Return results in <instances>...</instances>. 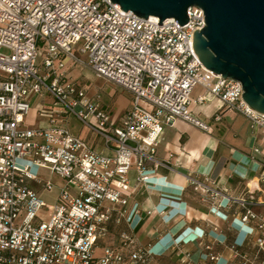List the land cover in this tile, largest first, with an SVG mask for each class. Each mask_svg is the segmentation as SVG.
<instances>
[{"label":"built area","instance_id":"2783aa9c","mask_svg":"<svg viewBox=\"0 0 264 264\" xmlns=\"http://www.w3.org/2000/svg\"><path fill=\"white\" fill-rule=\"evenodd\" d=\"M111 0H0V264H149L151 244H140L131 223L140 215L131 207L129 172L143 184L149 171L169 166L157 158L166 126L182 120L202 131L209 125L190 112V94L206 70L192 47L193 34L205 25L203 10L187 9V23L147 18L124 11ZM70 60L127 92L130 107L118 124L98 96L88 97L66 70ZM207 71V70H206ZM205 89L225 107L264 129V114L242 98L239 81L214 75ZM48 94L59 112L73 116L101 136L112 152L103 154L50 115L46 127H25L33 95ZM199 96L196 102H203ZM214 120L220 116L215 115ZM257 151V150H256ZM134 160V162H133ZM36 166L62 184L31 172ZM264 182V177L261 178ZM186 181L205 201L242 210L240 222L254 234L245 243H200L204 264H264V192L262 201L230 196L208 177ZM42 191L58 189L47 217ZM109 204V205H107ZM253 205L262 206L261 211ZM151 211H146L149 214ZM163 213V212H161ZM125 222L121 246L95 256V242L108 225ZM181 264H197L190 251L174 243Z\"/></svg>","mask_w":264,"mask_h":264},{"label":"crops","instance_id":"0c3cea01","mask_svg":"<svg viewBox=\"0 0 264 264\" xmlns=\"http://www.w3.org/2000/svg\"><path fill=\"white\" fill-rule=\"evenodd\" d=\"M211 79L213 83L215 79L212 75ZM112 86V104L118 101L117 91L124 94L122 106L115 113L112 112V104L100 102L99 94L96 96L109 111L112 122L118 124L121 115L131 105V96ZM199 96L204 98L203 102H196ZM193 100L189 106L191 114L208 124L209 130L202 131L182 120L175 121L173 125L164 128L163 139L157 147V158L168 161L171 168L159 166L150 170L149 178L143 184L135 181L134 164L128 174L130 188L124 194L129 196L131 207H137L141 212L133 218L131 232L138 243L151 244L152 260L149 264H181L177 251L172 249L174 243L190 251L197 264H204L201 253L205 250L200 243H213L226 257L228 250L225 244L233 241L245 243L254 234L251 226L240 222L243 210L238 205L234 204L229 209L225 200L221 205L218 204L219 199L214 203L205 201L187 183L186 175L192 174L199 179L206 176L211 184L221 187L230 196L246 199L252 197L254 201H262L264 129L251 126L245 117L225 107L206 89ZM29 101L31 108L23 123L25 127H46L53 114L58 123L65 124L71 132L89 142L93 149L103 154H112L104 146L100 135L81 126L76 118L60 113L48 94L33 95ZM215 115H219L220 119L214 120ZM47 173L49 178L45 179L52 181L54 175ZM61 184L59 180L55 185ZM32 185L41 197L45 194L36 183ZM54 190L57 195L58 189ZM252 208L255 211L262 210V206L253 205ZM146 211L151 212L146 214ZM42 215L47 217L48 213ZM108 228L107 235L95 242V256H101L106 247L127 252L121 246L119 236L122 231H130L126 223L111 222ZM221 264H225V260Z\"/></svg>","mask_w":264,"mask_h":264},{"label":"water","instance_id":"95a60500","mask_svg":"<svg viewBox=\"0 0 264 264\" xmlns=\"http://www.w3.org/2000/svg\"><path fill=\"white\" fill-rule=\"evenodd\" d=\"M124 11L158 24L175 18L187 23V9L200 7L205 25L193 34L192 47L204 68L242 85L243 100L264 114V0H111Z\"/></svg>","mask_w":264,"mask_h":264},{"label":"rangeland","instance_id":"374dc122","mask_svg":"<svg viewBox=\"0 0 264 264\" xmlns=\"http://www.w3.org/2000/svg\"><path fill=\"white\" fill-rule=\"evenodd\" d=\"M66 70H67V74L86 91L87 95L96 96L97 94H99L100 102L110 105L112 104L111 95L114 93V88L112 85L107 84L104 80H102V78L97 77L89 69L84 68L78 64H75L70 60L66 61ZM199 79H200V83L197 84L196 87H194V89L191 91L190 104L192 103V101H194L193 99H195L198 93L203 92L206 87L212 85L211 74L208 73L206 70L200 72ZM117 92L118 93L116 94V96L118 98V101L114 102L111 107L113 113H115L122 106L121 100H123L122 95L124 94L121 91H117ZM78 122L79 124H81V126H84L80 121ZM31 172L35 174H41L43 175L44 178H49V174L45 170H42L36 166H31ZM51 179L54 184H58L60 180L57 176H54V178ZM55 194H56V190H52L50 192H45V194L42 195V198L46 206L43 207V209L41 210V214L43 213L45 214L49 212L51 206L55 202V198H56Z\"/></svg>","mask_w":264,"mask_h":264}]
</instances>
